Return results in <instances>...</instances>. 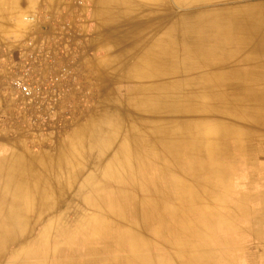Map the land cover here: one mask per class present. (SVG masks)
Listing matches in <instances>:
<instances>
[{"label":"bare ground","instance_id":"1","mask_svg":"<svg viewBox=\"0 0 264 264\" xmlns=\"http://www.w3.org/2000/svg\"><path fill=\"white\" fill-rule=\"evenodd\" d=\"M99 6L102 23L119 36L107 74L120 72V121L107 137L108 118L93 116L54 154L0 156V264H106L102 256L123 247L129 255L113 264H178L164 253L166 244L142 234L165 240L185 233L189 216L209 205L198 185L179 174L212 173L205 182L216 188L238 153L249 167L263 149L264 134L251 143L246 135L251 126L264 132V0H99ZM76 200L82 209L75 220ZM154 214L160 223L143 227ZM130 216L127 226L122 219ZM192 252L180 251L182 264L207 263Z\"/></svg>","mask_w":264,"mask_h":264},{"label":"rangeland","instance_id":"2","mask_svg":"<svg viewBox=\"0 0 264 264\" xmlns=\"http://www.w3.org/2000/svg\"><path fill=\"white\" fill-rule=\"evenodd\" d=\"M65 4L75 7L78 10L80 9V11L77 10L75 18L70 16L67 19L59 20L56 14L57 9L53 8V11L50 12V10L45 8L37 7L28 8L23 11L21 19L22 21L30 23L41 22L45 24L50 20L57 23L58 21L73 23V25L76 24V26L80 27L78 28V31H81V26L85 25L86 29H84V31L89 38L87 44L70 45L67 46V50L65 49V53H68L67 51H70L71 48V51H74V54H76V57L74 58H76L75 66L77 67L75 68V71H73L71 82L65 83L71 84L66 85L67 90L71 92L68 94L65 93L64 96L62 94L60 95L61 105L59 110L49 107L50 110H48V116L44 118L41 124H35L33 122V124H27L24 122L22 123L21 121L19 123L10 121L5 122V119H0V156L9 154L13 150H22L36 155L40 153L54 154L58 144H66L67 142H70L72 140L69 138L70 135H73L80 126H87L89 123L93 124V116L96 117V119H94L96 121H100L102 116H105L106 119L108 118L102 122L104 130L103 134L107 137L111 135L113 122L120 121V92L122 93V91H120V72H118L119 74L117 77H114L117 75V69L113 70L112 74H106L104 71L106 63H111L115 60V57L107 55V50L109 49L112 51L113 48L108 45L105 37L108 31L111 32V34H113V32L109 30L110 28H106L105 24L102 23V10L99 6V0H66ZM31 17H33L34 20H30ZM101 35L105 36L102 37L103 39L101 40L104 43L97 41L98 36ZM93 41L95 43H93ZM61 47L63 48L65 46ZM80 52L85 58L84 63L81 62L82 57L79 55ZM112 78L113 80H111ZM220 122L229 123L230 121L222 119ZM127 123H129L128 120L125 121V127L127 126ZM262 134H264V132H261L255 126H251L246 138L251 143ZM92 153L93 155H96L99 151L95 149ZM247 169L248 167L246 166L242 154L238 153L235 166L231 168L228 167L225 172L220 175L221 183L216 188L207 185L205 182L208 177L210 178L212 176V173L203 176L202 178L194 179L190 176V173L192 172L191 169H185L182 174H179V176L182 177L183 181L189 180L191 183L195 182V186L198 185V190L203 196L201 197V202H205L209 205L205 207V209H200L201 212L189 216L190 220H187V223H185L189 227L184 228L185 230L187 229L186 232L178 234L179 237L175 233H171V235L169 234L164 240L160 235H157L153 231H147L146 235H142L145 236L144 238L149 237V239L154 241V244H166L167 246L164 253L177 257L179 260L178 264H182V261L185 259L181 256L182 253H180V251L183 250H192V253H196L197 257L206 255L205 260H207V262L212 261L214 255H217V253L214 252L213 245L219 243L220 240L223 241L228 236V228L231 227V225H234L231 220L230 207L241 206L240 204L242 202L239 200H242V197L244 196L243 183L246 181L245 173ZM174 173L176 172L169 173V176L172 174L176 175ZM150 174L152 176H154V174L156 175L157 170L153 169ZM172 199L174 200L175 198ZM172 199L168 198L166 202H171L173 201ZM136 202L135 207H140L142 202ZM155 206V203H149V206H144V210L145 208L152 209ZM79 209H82V206L80 201L76 200L73 202L71 208V212L74 211V213L70 212V216L74 217L75 220L76 215H78V213L75 212H78ZM157 215L158 214L149 215L150 217L152 216L148 222L151 223L150 227L149 224L146 223L143 224V227L146 226L147 228H152L156 223H160L159 221H155L158 218ZM75 220L74 222H76ZM122 220L125 221V225L127 226L132 222L131 216ZM181 240L184 243L183 249L179 250L175 246H172L176 245V242H180ZM100 245L101 243L97 244L98 247H100ZM78 247V250L82 249L81 252L85 249L82 245H79ZM155 250L156 255H163V252L159 250V248H155ZM103 254L104 253L100 255ZM128 255L129 250L127 247H123L109 255H103L102 258L107 261L106 264H113L114 260L118 261L119 258ZM77 256L81 257L79 255ZM83 257L84 256L82 255V259Z\"/></svg>","mask_w":264,"mask_h":264},{"label":"crops","instance_id":"3","mask_svg":"<svg viewBox=\"0 0 264 264\" xmlns=\"http://www.w3.org/2000/svg\"><path fill=\"white\" fill-rule=\"evenodd\" d=\"M65 1L0 0V119H5V122L41 124L50 110V106L45 102L29 104L21 92L14 87V79L24 78L50 84L48 80L50 74L59 73L64 66H69L73 71L77 67L74 58L76 54L71 48L65 53V49L70 45L87 44L89 38L84 31L85 25L81 26V31H78L80 27L73 23L60 21L57 23L52 20L45 24L30 23L21 19L23 11L37 7L45 8L50 12L53 8L57 9L59 20L70 16L75 18L78 9L66 5ZM102 37L105 36H98L100 39L97 38V41L104 43L101 41ZM105 38L108 45L113 46V41L118 40L119 36L114 39L108 31ZM112 48V51L107 50V55L118 56L115 48ZM79 55L82 57L81 62L84 63L83 54L80 52ZM115 61L106 63L104 68L106 74ZM46 90L57 97L55 104L57 110L61 105L60 95L64 96L65 93L71 92L64 83L58 82L52 83L51 86L47 85ZM69 138H74V135L71 134ZM259 151L254 154L253 164L251 163L245 173V184H247L244 185V196L239 200L243 204L230 207L234 225L228 228V236L223 241L220 240L213 245L217 255L206 264H264V145ZM23 152L32 156L46 154ZM242 218L247 220L248 224L244 220L241 222Z\"/></svg>","mask_w":264,"mask_h":264},{"label":"built area","instance_id":"4","mask_svg":"<svg viewBox=\"0 0 264 264\" xmlns=\"http://www.w3.org/2000/svg\"><path fill=\"white\" fill-rule=\"evenodd\" d=\"M30 20H34L33 17ZM73 76V70L69 66H64L60 69L59 73H52L48 77L50 84L39 81H30L26 79L17 78L14 79L13 85L16 89L21 92V95L27 100L29 104L32 103H47L50 108H56L55 104L57 103V97L52 93H48L46 90L47 85L51 86L54 82L59 83H70ZM71 85V84H65Z\"/></svg>","mask_w":264,"mask_h":264}]
</instances>
